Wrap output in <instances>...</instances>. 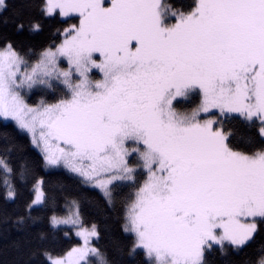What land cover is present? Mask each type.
Returning <instances> with one entry per match:
<instances>
[{
    "label": "snow or ice",
    "instance_id": "snow-or-ice-1",
    "mask_svg": "<svg viewBox=\"0 0 264 264\" xmlns=\"http://www.w3.org/2000/svg\"><path fill=\"white\" fill-rule=\"evenodd\" d=\"M10 236L11 264H264V0H0Z\"/></svg>",
    "mask_w": 264,
    "mask_h": 264
},
{
    "label": "trees",
    "instance_id": "trees-1",
    "mask_svg": "<svg viewBox=\"0 0 264 264\" xmlns=\"http://www.w3.org/2000/svg\"><path fill=\"white\" fill-rule=\"evenodd\" d=\"M237 142L242 143L243 141H241L238 138ZM49 178L55 180L56 174H52V176ZM24 196L25 197L27 196V192L24 193ZM9 207L11 208L12 206L9 205ZM58 210H62V209H58ZM86 218L89 220L95 219L100 224L101 232H102L100 246L104 248H108L110 251H113V254H115L114 248L116 245L114 241H118L121 239L119 223L116 220L115 215L105 217L104 215L98 213L93 208L86 213ZM11 238L12 237L10 236L7 241L4 239H0V264H11V262L15 259V254L10 249L7 252L3 251L4 244L10 242ZM70 242H74V241H70ZM124 259L126 261V264H135L134 261L129 260L127 257H125ZM223 260L224 258L217 256L215 260V264H223Z\"/></svg>",
    "mask_w": 264,
    "mask_h": 264
}]
</instances>
